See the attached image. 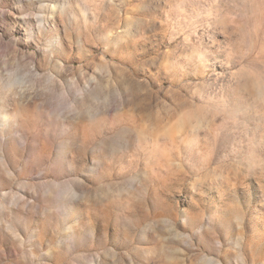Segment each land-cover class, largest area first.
Returning <instances> with one entry per match:
<instances>
[{"label": "rangeland", "instance_id": "obj_1", "mask_svg": "<svg viewBox=\"0 0 264 264\" xmlns=\"http://www.w3.org/2000/svg\"><path fill=\"white\" fill-rule=\"evenodd\" d=\"M0 264H264V0H0Z\"/></svg>", "mask_w": 264, "mask_h": 264}]
</instances>
